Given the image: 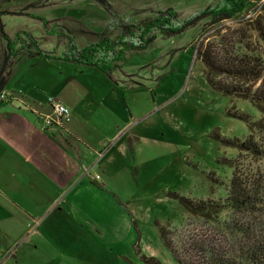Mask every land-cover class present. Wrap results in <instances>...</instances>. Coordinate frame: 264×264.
Instances as JSON below:
<instances>
[{"label": "rangeland", "instance_id": "374dc122", "mask_svg": "<svg viewBox=\"0 0 264 264\" xmlns=\"http://www.w3.org/2000/svg\"><path fill=\"white\" fill-rule=\"evenodd\" d=\"M216 7L220 0H13L0 11L4 35L0 64L8 55L2 90L12 99L0 106V113H33L30 117L39 125V117L42 123L46 119L47 124L50 120L63 124L69 121H60L51 104L66 105L74 128L97 150H86L85 161H96L92 172L101 173L108 192L124 203L139 227V235L132 229L119 241L102 240L100 251L93 238L86 245L91 254L88 264H152L144 257L178 264L156 219L169 222L175 243L197 240L227 253L235 248L224 222L243 219L245 214L227 209L218 220H211L187 211L166 192L223 202L232 172L228 160L242 168L264 169V160L224 141L243 140L250 133L245 121L229 114L233 107L253 119L261 112L247 98L212 89L195 52L201 44L218 45L221 37H227L264 62L263 43L245 24L249 20L221 19L212 24L204 17L179 33L158 34L145 49H130L120 67L107 74L95 66L60 59L70 41L81 47L98 37L126 33L145 17L172 13L183 20ZM259 15L264 17V6ZM15 35L20 46L25 44L21 38L28 37L43 52L59 57L7 54L8 41L10 52L19 48ZM252 134L257 138L256 132ZM133 135L137 138L131 153L128 139ZM0 156H4L1 148ZM50 246L12 241L0 231V264H84L85 260L75 262L66 250Z\"/></svg>", "mask_w": 264, "mask_h": 264}, {"label": "trees", "instance_id": "16d2710c", "mask_svg": "<svg viewBox=\"0 0 264 264\" xmlns=\"http://www.w3.org/2000/svg\"><path fill=\"white\" fill-rule=\"evenodd\" d=\"M11 1L13 0H0V11ZM246 1L220 0L217 15L233 17L247 5ZM194 15L183 20L174 17L172 13L165 16H149L140 19L128 32L115 37H98L96 41L85 43L81 47L70 41L60 59L95 66L101 72L111 73L120 67L130 49H145L158 34H176L181 25ZM245 24H249L257 32L264 47V17L258 15ZM3 36L0 30V38ZM19 39L20 37L15 35L14 41L19 44V48L14 53L9 51L12 42L8 41L7 54H13L15 58L25 52L41 58L59 57L57 54L43 52L39 49L38 42L28 37L21 38L25 44L20 46ZM226 39L227 37H221L218 45L206 43L194 47L196 56L204 64L205 79L212 89L232 98H247L261 112L260 117L253 119L233 107L229 114L245 121L250 133L243 140L234 138L224 141L237 147L240 152H247L258 160H264V62L260 55L243 51L231 43L230 39ZM253 132L258 134L257 138L253 136ZM136 138L133 136L128 139L131 153L132 143ZM234 161L228 160L232 172L225 184L226 197L223 202L194 199L175 191L166 192L168 197L178 200L187 211L211 220H218V214L227 209L245 214L241 215L243 219L224 222L235 244L231 253L209 248L197 240H179L175 243L171 237L169 222L162 224L156 219L155 224L160 235L178 264H264V169L242 168L238 164L234 165ZM210 176H213V173H210ZM212 180L218 182L216 178ZM144 258L152 264H160L155 257Z\"/></svg>", "mask_w": 264, "mask_h": 264}, {"label": "crops", "instance_id": "0c3cea01", "mask_svg": "<svg viewBox=\"0 0 264 264\" xmlns=\"http://www.w3.org/2000/svg\"><path fill=\"white\" fill-rule=\"evenodd\" d=\"M31 114L0 113V231L22 244L66 250L84 264L90 261L86 245L93 238L100 251L102 240L119 241L132 229L139 235L133 215L108 192L101 173L92 172L96 161H85L86 150H97L71 118L47 124L34 115L39 125Z\"/></svg>", "mask_w": 264, "mask_h": 264}, {"label": "built area", "instance_id": "2783aa9c", "mask_svg": "<svg viewBox=\"0 0 264 264\" xmlns=\"http://www.w3.org/2000/svg\"><path fill=\"white\" fill-rule=\"evenodd\" d=\"M263 4H264V0H262V1L252 0L249 5H246L245 8L242 9V11L244 10V12L242 13L241 16H238V17L233 16L231 18H227L226 20H230L233 18L236 21L252 20L259 15L261 9H263V6H264ZM6 96L7 95L4 91L0 92V100L7 99ZM51 105L54 109V112L59 117V119L61 118L63 120H69L70 114H69V109L66 105H64L58 101L55 102L54 104H51ZM96 177L98 178V175H96Z\"/></svg>", "mask_w": 264, "mask_h": 264}, {"label": "water", "instance_id": "95a60500", "mask_svg": "<svg viewBox=\"0 0 264 264\" xmlns=\"http://www.w3.org/2000/svg\"><path fill=\"white\" fill-rule=\"evenodd\" d=\"M210 12L209 11H203L200 14H198L197 16L193 17L192 19L187 20L183 27L189 26L190 24H192L193 22H196L204 17H206ZM2 26V25H1ZM2 30V27H1ZM179 30H177L176 32H178ZM3 32V30H2ZM7 59H8V55L5 56V59L0 67V90L2 89V85H3V73L5 71L6 68V64H7Z\"/></svg>", "mask_w": 264, "mask_h": 264}, {"label": "flooded vegetation", "instance_id": "af4514ba", "mask_svg": "<svg viewBox=\"0 0 264 264\" xmlns=\"http://www.w3.org/2000/svg\"><path fill=\"white\" fill-rule=\"evenodd\" d=\"M214 8H215V7H214ZM218 8H219V7H216V9H210V10H208L210 13H209L206 17H208V18L211 19V23H212V24H215L216 22L221 21V19L231 18V17H226V16H224V15H217ZM201 12H203V11H200L199 13L195 14L193 17L197 16V15L200 14ZM166 14H167V13H166ZM193 17H191V19H192ZM198 21H200V20H198ZM198 21L193 22L192 24H195V23H197ZM185 22H186V21H185ZM185 22H184V23H185ZM184 23H183V24L181 25V27L178 29L179 31H178L177 33L181 32L183 29H185V28L187 27V26H186V27H183ZM192 24H190V25H192Z\"/></svg>", "mask_w": 264, "mask_h": 264}, {"label": "bare ground", "instance_id": "6f19581e", "mask_svg": "<svg viewBox=\"0 0 264 264\" xmlns=\"http://www.w3.org/2000/svg\"><path fill=\"white\" fill-rule=\"evenodd\" d=\"M1 91H3V90L1 89L0 92H1ZM0 102H1V100H0Z\"/></svg>", "mask_w": 264, "mask_h": 264}]
</instances>
